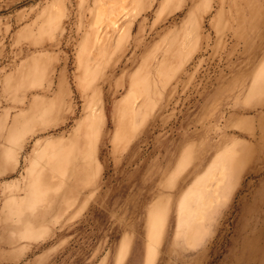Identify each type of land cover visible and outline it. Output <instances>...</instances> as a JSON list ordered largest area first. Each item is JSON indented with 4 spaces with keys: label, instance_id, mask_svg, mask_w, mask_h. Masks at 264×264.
<instances>
[{
    "label": "rangeland",
    "instance_id": "rangeland-1",
    "mask_svg": "<svg viewBox=\"0 0 264 264\" xmlns=\"http://www.w3.org/2000/svg\"><path fill=\"white\" fill-rule=\"evenodd\" d=\"M0 264H264V0H0Z\"/></svg>",
    "mask_w": 264,
    "mask_h": 264
},
{
    "label": "bare ground",
    "instance_id": "bare-ground-1",
    "mask_svg": "<svg viewBox=\"0 0 264 264\" xmlns=\"http://www.w3.org/2000/svg\"><path fill=\"white\" fill-rule=\"evenodd\" d=\"M121 1H123V0H121ZM105 5H106V4H105ZM105 5H104V6H105ZM101 7H102V5L100 6V8H101ZM98 8H99V7H98ZM98 13H99V10H98ZM99 14H100V13H99ZM101 14H102V13H101ZM97 16H98V14L96 15V18H97ZM109 17H110V16H109ZM109 17H108V18H109ZM105 18H106V17H105ZM111 18H112V16H111ZM111 18H110V19H111ZM117 18H119V17H117ZM96 21H97V20H96ZM98 21H99V20H98ZM109 21H110V20H109ZM98 23H99V22H98ZM103 24H104V23H103ZM103 24H102V25H103ZM97 36H98V34H97Z\"/></svg>",
    "mask_w": 264,
    "mask_h": 264
}]
</instances>
